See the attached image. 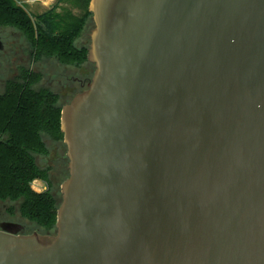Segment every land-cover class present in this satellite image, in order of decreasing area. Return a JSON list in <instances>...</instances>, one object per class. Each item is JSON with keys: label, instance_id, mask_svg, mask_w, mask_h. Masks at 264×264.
Segmentation results:
<instances>
[{"label": "water", "instance_id": "1", "mask_svg": "<svg viewBox=\"0 0 264 264\" xmlns=\"http://www.w3.org/2000/svg\"><path fill=\"white\" fill-rule=\"evenodd\" d=\"M88 11L56 231L1 222L0 264H264V0Z\"/></svg>", "mask_w": 264, "mask_h": 264}, {"label": "trees", "instance_id": "2", "mask_svg": "<svg viewBox=\"0 0 264 264\" xmlns=\"http://www.w3.org/2000/svg\"><path fill=\"white\" fill-rule=\"evenodd\" d=\"M76 1L83 10L80 15L67 8L57 11L55 6L31 14L16 0H0V27L18 30L26 38L33 60L54 58L63 65L79 67L87 61L88 47L76 46L75 40L91 12L89 0ZM40 80L39 72L21 67L16 77L5 81L0 93V201L11 202L5 207L8 217L14 218L16 212L22 220L35 225L32 232L53 234L56 199L49 188L35 191L31 182L42 179L49 184L50 169L40 166L38 157L49 153L44 137L63 141V105L59 104L57 92L36 86Z\"/></svg>", "mask_w": 264, "mask_h": 264}, {"label": "rangeland", "instance_id": "3", "mask_svg": "<svg viewBox=\"0 0 264 264\" xmlns=\"http://www.w3.org/2000/svg\"><path fill=\"white\" fill-rule=\"evenodd\" d=\"M16 1L31 14H40L52 8V6H55L57 11L67 8L75 15H80L83 11L76 0H40L33 5L25 3L24 0ZM93 26L92 16L90 15L83 31L75 40L76 46L88 47L90 42L88 33ZM0 40L3 44V49L0 51V93L4 90L5 81L16 77L19 69L25 67L41 74V80L36 86L46 87L57 92L59 94V104L62 106L85 87L86 82L90 80L93 74L94 65L88 61L79 67H75L58 63L54 58L33 60L30 56V47L26 38L14 28L0 27ZM76 78L83 81V86L78 83L79 80H76ZM44 140L49 146V153L46 156L38 157V163L42 167H49V184L42 179L38 180L45 187L42 190L49 188L58 206L61 202L60 184L68 176L66 146L62 140L53 141L48 137H44ZM10 204L9 201L6 203L0 201V223L12 221L22 225L20 232L31 233L35 225L22 220L16 212L14 218H10L5 214V207ZM53 233L55 232L53 231Z\"/></svg>", "mask_w": 264, "mask_h": 264}, {"label": "built area", "instance_id": "4", "mask_svg": "<svg viewBox=\"0 0 264 264\" xmlns=\"http://www.w3.org/2000/svg\"><path fill=\"white\" fill-rule=\"evenodd\" d=\"M38 1H40V0H24V2L27 3V4H29V5H33V4L37 3ZM34 182H37V183H36L37 188H34V187H33V183H34ZM31 187H32L35 191H43L42 189L45 188L40 182L38 183V179H34V180L31 182Z\"/></svg>", "mask_w": 264, "mask_h": 264}, {"label": "flooded vegetation", "instance_id": "5", "mask_svg": "<svg viewBox=\"0 0 264 264\" xmlns=\"http://www.w3.org/2000/svg\"><path fill=\"white\" fill-rule=\"evenodd\" d=\"M76 80H79L78 83H79L81 86H83V81H82V80H80V79H78V78H76Z\"/></svg>", "mask_w": 264, "mask_h": 264}, {"label": "crops", "instance_id": "6", "mask_svg": "<svg viewBox=\"0 0 264 264\" xmlns=\"http://www.w3.org/2000/svg\"><path fill=\"white\" fill-rule=\"evenodd\" d=\"M39 182L41 183L40 180H38V183H39ZM36 183H37V182H34V183H33V187H34V188H37Z\"/></svg>", "mask_w": 264, "mask_h": 264}]
</instances>
